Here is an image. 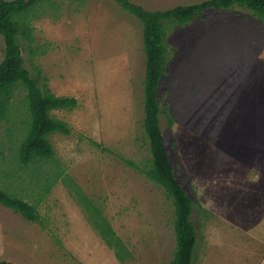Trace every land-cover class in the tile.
I'll use <instances>...</instances> for the list:
<instances>
[{"label":"rangeland","instance_id":"obj_1","mask_svg":"<svg viewBox=\"0 0 264 264\" xmlns=\"http://www.w3.org/2000/svg\"><path fill=\"white\" fill-rule=\"evenodd\" d=\"M21 39L25 65L53 92L78 98L53 110L70 133L32 177L12 149L26 106L0 120V186L37 202L43 224L0 203V259L15 264H171L174 205L142 167L146 53L141 21L116 0H53ZM149 9L202 0H132ZM54 6V5H53ZM160 124L179 181L192 196L193 264H264V20L242 6L206 8L167 29ZM33 47L35 50H32ZM5 40L0 34V62ZM21 130V131H20ZM12 138V141H11ZM53 178V177H51ZM69 178L103 209L133 253L122 263L96 232ZM70 182V181H69Z\"/></svg>","mask_w":264,"mask_h":264},{"label":"trees","instance_id":"obj_2","mask_svg":"<svg viewBox=\"0 0 264 264\" xmlns=\"http://www.w3.org/2000/svg\"><path fill=\"white\" fill-rule=\"evenodd\" d=\"M116 1L134 14L143 27L146 53L143 128L149 139L151 156L142 169L150 179L164 188L174 205L173 227L176 246L171 264H193L198 240L196 224L192 217L194 200L177 177L160 124V113L163 109L159 99V86L168 61L167 29L174 24L192 21L206 8H232L237 5L252 10L264 20V0H202L160 9H149L132 0ZM44 4H52V7L56 8L53 0H0V34L5 40L4 57L0 62V120L13 114L18 115L17 110L13 113L14 102L18 89L23 87L26 110L22 121L25 126L20 130L12 149L18 167L28 168L29 174L39 180L43 174V163L55 157L50 135L55 132H71L69 122L55 116L53 110L72 109L78 105L77 97L56 94L47 80L42 81L44 74L40 66H37L36 73L32 74L25 65L21 39L29 45L34 41L32 20L37 16L34 11L40 10ZM31 49L35 50L33 47ZM58 175L52 172L43 174V177H46L45 186L49 187ZM69 181L68 184L76 190L79 200L86 207L93 228L114 251L115 256L122 263L133 258L132 251L116 232L103 209L85 195L71 178ZM0 203L20 212L29 220L43 224L38 203L30 201L18 191L0 186ZM0 264L15 263L0 259Z\"/></svg>","mask_w":264,"mask_h":264}]
</instances>
